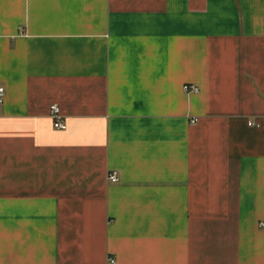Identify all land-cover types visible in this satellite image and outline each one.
<instances>
[{
    "label": "crops",
    "instance_id": "obj_1",
    "mask_svg": "<svg viewBox=\"0 0 264 264\" xmlns=\"http://www.w3.org/2000/svg\"><path fill=\"white\" fill-rule=\"evenodd\" d=\"M0 80V264H264V0H0Z\"/></svg>",
    "mask_w": 264,
    "mask_h": 264
},
{
    "label": "built area",
    "instance_id": "obj_2",
    "mask_svg": "<svg viewBox=\"0 0 264 264\" xmlns=\"http://www.w3.org/2000/svg\"><path fill=\"white\" fill-rule=\"evenodd\" d=\"M185 89L187 91H199V87L196 84L192 85H186ZM7 96V90L6 87L2 84L0 80V107H2L5 103ZM52 116L55 119L54 126L57 129H63L66 127V124L64 122V119L62 118L60 108L58 106H53L52 108ZM197 119H194V122H196ZM108 179L112 182H117L119 181L120 177L118 172L113 171L108 174ZM260 227L264 228V219L260 221Z\"/></svg>",
    "mask_w": 264,
    "mask_h": 264
}]
</instances>
